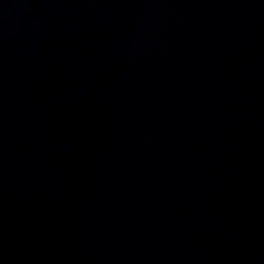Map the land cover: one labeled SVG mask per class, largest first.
I'll return each mask as SVG.
<instances>
[{
	"label": "water",
	"instance_id": "obj_1",
	"mask_svg": "<svg viewBox=\"0 0 264 264\" xmlns=\"http://www.w3.org/2000/svg\"><path fill=\"white\" fill-rule=\"evenodd\" d=\"M0 264H264V0H0Z\"/></svg>",
	"mask_w": 264,
	"mask_h": 264
}]
</instances>
